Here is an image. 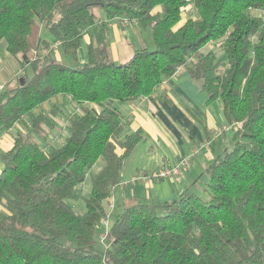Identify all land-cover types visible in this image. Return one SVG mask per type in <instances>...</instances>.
<instances>
[{"label": "trees", "instance_id": "16d2710c", "mask_svg": "<svg viewBox=\"0 0 264 264\" xmlns=\"http://www.w3.org/2000/svg\"><path fill=\"white\" fill-rule=\"evenodd\" d=\"M96 9L138 24L154 49L112 61ZM41 25L75 58L91 29L85 63L52 59ZM0 49L32 70L0 95V135L30 116L0 157V264H264V0H0ZM181 68L207 103L221 102L232 147L205 170L208 200L188 189L170 202L119 205L101 254L98 227L143 140L140 129L124 134L114 103L150 96ZM56 96L73 104L67 114L31 115ZM60 113L66 137L50 146Z\"/></svg>", "mask_w": 264, "mask_h": 264}, {"label": "crops", "instance_id": "0c3cea01", "mask_svg": "<svg viewBox=\"0 0 264 264\" xmlns=\"http://www.w3.org/2000/svg\"><path fill=\"white\" fill-rule=\"evenodd\" d=\"M104 22L112 61L117 62L128 56V51L123 48L125 44H133L136 51L147 48L148 39L144 40L143 37L147 31L142 30L138 24L132 22L122 25L116 19H104L102 23ZM88 33L81 40L77 51L78 62L81 64L86 61V56L81 54L82 46L87 45L93 37L91 29ZM60 48L62 47L59 42L54 41L49 55L52 56L54 52L56 58L59 57ZM17 67L23 68L18 59L13 60L0 49V95L18 83V80H10L11 77L15 78L14 70ZM56 99L58 101L53 106L60 107L66 114L72 109L73 104L68 97L56 96ZM52 101L53 99L43 103L31 115L49 112L51 109L40 112L37 109L47 107ZM67 101L68 110L64 106ZM116 107L126 123L124 134L129 135L140 129L143 140L125 161L120 183L112 190L107 205V208L111 203L115 205L112 213H115L119 205H129L137 201L161 204L177 199L186 190H193L197 181L205 175L206 168L224 150L222 146L226 144L227 137L224 134L226 132L219 131L226 125L221 102L215 100L207 103L205 93L184 68L154 89L150 96L132 103H118ZM59 116L61 118L54 119L55 127L45 141L50 146L59 145L66 137L64 124L67 118L63 113ZM29 125L30 116L27 115L10 131L0 135V157L12 148L15 135L26 134ZM120 152L118 151L119 154ZM184 157L190 158L189 166L182 170L178 178L157 180L153 177L160 169L173 167ZM2 169L0 160V173ZM140 175L148 176L147 180L128 183L134 176Z\"/></svg>", "mask_w": 264, "mask_h": 264}, {"label": "rangeland", "instance_id": "374dc122", "mask_svg": "<svg viewBox=\"0 0 264 264\" xmlns=\"http://www.w3.org/2000/svg\"><path fill=\"white\" fill-rule=\"evenodd\" d=\"M94 14H95V17L97 19V22L98 24L103 22L104 21V14L101 10H94L93 11ZM57 15H54L53 16V21L57 19ZM103 19V20H100V19ZM39 37L42 39V40H47L51 43L54 42V37L46 30V28L44 27V25H41L40 26V31H39ZM144 37V40L145 38H147V48L149 50H153L154 49V43L153 41L151 40V37L149 35L148 32L144 33L143 35ZM123 48H126V50L128 51V56L126 57H122L120 58V60H118L117 62L115 63H123L125 61H127L135 52H136V49H135V46L133 44L131 45H128V44H125L123 46ZM210 48V45L203 49L201 52L203 53L205 50H209ZM59 57L56 58L54 52H52V56L51 58L60 62V63H63L65 65H68V66H75V65H82L81 62H78V57L75 58L73 57L71 54H68V53H65L63 48H60L59 51ZM81 54H84V56H86V45L83 44L82 46V49H81ZM19 59L21 60L20 56H19ZM16 63V62H14ZM14 70V69H13ZM32 76V70H31V67L29 65H24L23 68H20V67H17L16 70H14V76L15 78H12L10 80H20L22 79L23 77H26V78H30ZM7 91V90H6ZM3 94V93H2ZM1 94V95H2ZM1 98V97H0ZM58 99H56V97L53 98V101L50 103V105H48L47 107H41L39 109H37L39 112L40 110L44 111V110H47V109H51L53 105H56ZM69 103V101L66 102V104H64L66 110H68L69 108V105H67ZM116 104L118 103H114V106L116 107ZM118 109V107H116ZM37 111V112H38ZM36 113H34L33 115H35ZM60 117V116H59ZM61 118V117H60ZM28 128V127H27ZM126 133V132H125ZM128 133V131H127ZM221 134V133H220ZM227 137V141H226V146H222V150L223 149H227V150H230L231 149V145H232V131L229 130L227 131L226 133H224ZM100 165V163H99ZM99 165H96L92 170L91 172H94L96 169H98V166ZM124 166V165H123ZM123 168V167H122ZM135 177V176H134ZM137 177V176H136ZM206 175H203L202 178H200L198 181H197V184L196 186H194L193 188V192L198 195L199 197H201L203 200H208L209 199V195L207 194V192L205 191V182H206ZM130 181V180H129ZM80 190V194H82L83 196L87 195L89 193V190H90V178L89 176H87L86 178V181L84 182V184L79 188ZM74 209L76 212L78 213H82L84 212L85 210V206L83 204V202L81 200L77 201L74 205ZM108 213V212H107ZM114 213H109V216H108V224L110 225L112 223V221L114 220ZM105 229L102 227H98V231L97 233L99 234L100 232H103ZM97 235V234H96ZM98 238V236H96ZM108 244V241H105V242H101L99 239H97V243H96V247L97 249L99 250V252L101 254H103L104 252V249L105 247L107 246Z\"/></svg>", "mask_w": 264, "mask_h": 264}, {"label": "built area", "instance_id": "2783aa9c", "mask_svg": "<svg viewBox=\"0 0 264 264\" xmlns=\"http://www.w3.org/2000/svg\"><path fill=\"white\" fill-rule=\"evenodd\" d=\"M120 23L122 25H128L129 23H132V22L127 21V20H122V21H120ZM77 113H78V110L70 113L67 120H71ZM66 125H67V122H65L64 126L66 127ZM231 128H232V126L225 125L219 131L223 133V132H227V131L231 130ZM189 162H190V158H187V157L181 158L175 166L170 167V168L160 169L155 174H153V177L157 180L176 179L181 174L182 170L189 166ZM147 178H148V176L140 175L137 177H133L131 179V181L128 183L132 184V183H135L138 181L144 182L147 180ZM114 208H115V205L113 203L109 204V206L107 208L108 213H107L106 217L103 218L100 222L101 226H103V228L105 229L99 236V239L101 242H104L106 237H107V231H108V226H109L108 216H109V213H111V211Z\"/></svg>", "mask_w": 264, "mask_h": 264}]
</instances>
